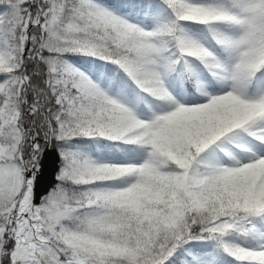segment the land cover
I'll return each mask as SVG.
<instances>
[{
    "label": "snow or ice",
    "instance_id": "snow-or-ice-1",
    "mask_svg": "<svg viewBox=\"0 0 264 264\" xmlns=\"http://www.w3.org/2000/svg\"><path fill=\"white\" fill-rule=\"evenodd\" d=\"M0 264H264V0H0Z\"/></svg>",
    "mask_w": 264,
    "mask_h": 264
}]
</instances>
